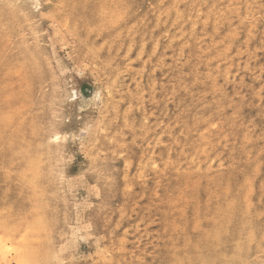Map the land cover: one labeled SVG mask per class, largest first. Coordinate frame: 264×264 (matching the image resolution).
<instances>
[{"label": "rangeland", "instance_id": "1", "mask_svg": "<svg viewBox=\"0 0 264 264\" xmlns=\"http://www.w3.org/2000/svg\"><path fill=\"white\" fill-rule=\"evenodd\" d=\"M0 264H264V0H0Z\"/></svg>", "mask_w": 264, "mask_h": 264}, {"label": "bare ground", "instance_id": "2", "mask_svg": "<svg viewBox=\"0 0 264 264\" xmlns=\"http://www.w3.org/2000/svg\"><path fill=\"white\" fill-rule=\"evenodd\" d=\"M240 222H241V220H240ZM201 236V235H200ZM203 236V235H202ZM208 236V235H207ZM207 238V237H206ZM209 238V237H208ZM189 246V245H188ZM195 246V245H194ZM196 249H198V248H196ZM231 250V249H230ZM211 259H209V261H210Z\"/></svg>", "mask_w": 264, "mask_h": 264}]
</instances>
